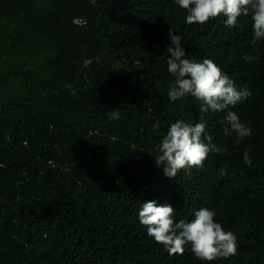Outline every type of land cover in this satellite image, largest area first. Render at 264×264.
<instances>
[{"label": "trees", "instance_id": "trees-1", "mask_svg": "<svg viewBox=\"0 0 264 264\" xmlns=\"http://www.w3.org/2000/svg\"><path fill=\"white\" fill-rule=\"evenodd\" d=\"M186 15L175 0H0V264H204L147 235L148 201L177 222L214 210L238 253L212 264H264V41L253 44L250 18L228 28ZM171 28L185 58L212 60L251 92L228 110L252 129L237 144L222 132L227 110L210 111L207 133L228 151L175 178L156 145L201 113L191 96L169 99Z\"/></svg>", "mask_w": 264, "mask_h": 264}, {"label": "clouds", "instance_id": "clouds-1", "mask_svg": "<svg viewBox=\"0 0 264 264\" xmlns=\"http://www.w3.org/2000/svg\"><path fill=\"white\" fill-rule=\"evenodd\" d=\"M175 4L184 10L188 25H206L221 16L226 17L228 28L243 27L241 18H250L253 29V44L264 41V0H175ZM171 45L167 48V71L174 78L168 89L170 101L182 100L186 96L199 102L200 121L193 124L184 120L172 123L166 135L156 145L157 167H162L168 178H175L181 171L203 168L210 154L221 155L228 151L227 145L213 143L203 122L204 116L225 112L226 117L220 121L225 136L236 137L239 144L252 135V129L242 122L238 114L228 110L247 100L251 92L247 88H237L234 80L224 73L222 68L210 59L197 62L185 58L187 53L182 46L183 37L171 28L168 33ZM257 56L245 55V62L257 61ZM120 108L109 113V120L120 119ZM159 122L153 125L154 130ZM243 162L252 165L248 150L243 154ZM221 175H225L221 170ZM175 209L168 203L158 204L148 201L141 204L138 219L147 230V235L163 246L170 256L191 253L204 264H212L220 258H229L238 253L236 235L226 230L216 221V213L202 207L194 214V219L175 220Z\"/></svg>", "mask_w": 264, "mask_h": 264}]
</instances>
